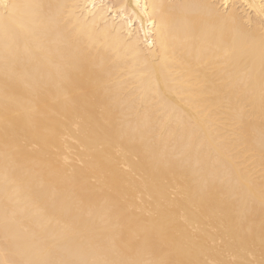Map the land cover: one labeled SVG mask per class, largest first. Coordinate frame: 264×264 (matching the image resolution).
Segmentation results:
<instances>
[{
  "label": "bare ground",
  "instance_id": "1",
  "mask_svg": "<svg viewBox=\"0 0 264 264\" xmlns=\"http://www.w3.org/2000/svg\"><path fill=\"white\" fill-rule=\"evenodd\" d=\"M0 264H264V0H0Z\"/></svg>",
  "mask_w": 264,
  "mask_h": 264
},
{
  "label": "snow or ice",
  "instance_id": "2",
  "mask_svg": "<svg viewBox=\"0 0 264 264\" xmlns=\"http://www.w3.org/2000/svg\"><path fill=\"white\" fill-rule=\"evenodd\" d=\"M5 7H6V5H5Z\"/></svg>",
  "mask_w": 264,
  "mask_h": 264
}]
</instances>
